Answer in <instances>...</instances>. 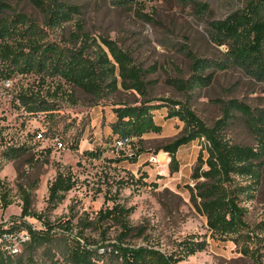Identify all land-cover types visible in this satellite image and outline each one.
I'll return each instance as SVG.
<instances>
[{
	"label": "rangeland",
	"instance_id": "rangeland-1",
	"mask_svg": "<svg viewBox=\"0 0 264 264\" xmlns=\"http://www.w3.org/2000/svg\"><path fill=\"white\" fill-rule=\"evenodd\" d=\"M34 1L0 0V10L5 9L0 14V227L21 219V187H26L32 190V209L43 220H72L71 232L57 228L38 247V264H73L67 234L79 237L80 231L86 237L82 243L94 250L95 264H122L112 252L114 244L149 246L177 257L191 239L204 241L205 248L176 264H264V145L255 121L264 108V80L227 55L229 43L214 41L210 23L242 10L250 0H61L75 8L62 26H50ZM20 21L43 30L45 41L56 45L55 55L64 57L87 35L116 62L111 46L103 43L108 39L146 71L149 95L123 86L119 65L118 89L102 98L60 76L13 64L14 59L5 63L2 54L14 45ZM194 57L208 63L195 71L196 77ZM33 93L50 107L33 104ZM148 100L151 108L135 109ZM240 102L250 107L251 116L237 108ZM182 104L210 126L219 122L231 143L262 152L256 160L259 176H236L247 224L232 234L209 229L189 189L196 183L192 174L201 151L207 154L204 138L179 148L176 171L163 149L185 135V123L173 114ZM117 107L123 109L117 112ZM12 148L20 154L9 158ZM59 170L70 172L76 185L50 207L49 187ZM5 197L12 201L7 207ZM116 203L131 209L133 231L124 241L123 228L100 214ZM27 220L42 226L40 219Z\"/></svg>",
	"mask_w": 264,
	"mask_h": 264
},
{
	"label": "trees",
	"instance_id": "trees-1",
	"mask_svg": "<svg viewBox=\"0 0 264 264\" xmlns=\"http://www.w3.org/2000/svg\"><path fill=\"white\" fill-rule=\"evenodd\" d=\"M34 3L45 12L50 26H62L69 22L70 14L75 10V8H67L61 0H35ZM1 4L3 5V3ZM205 8L207 9L208 6ZM1 11H5V9H1L0 14ZM210 23L215 36L214 41L217 44L229 43L227 55L230 58H235L242 65H248L246 68L249 70L247 71L264 80V1L250 0L242 10L230 14L225 19L213 20ZM26 24L24 21L21 22L22 28H19L15 36L11 38L18 49H14L15 46L10 45L5 50L6 54H2V57H5L3 58L5 63H8L9 59H14L13 64L23 63L37 74L60 76L66 83L80 86L87 92L102 98H107L118 89L119 80L115 65H119L123 78L122 85L129 89H135L143 95H149L146 71L135 63L128 51L120 49L108 39L103 40V43L111 46L116 62L111 61L106 52L96 49L99 42L91 41L87 35L82 39L79 48H71L73 52L69 50V56L64 57L61 54L55 55L56 45L45 41L46 34L43 30L37 29V26L32 24ZM90 52L95 53V56L92 57ZM11 56L13 57L10 58ZM15 56L17 57L14 58ZM204 61L202 58H193L192 67L195 77L197 76L195 71L208 64ZM34 94L32 97L29 96L33 104L37 102V105L43 106L44 110L50 107V102L38 100ZM150 102L151 100H148L135 109L151 108ZM236 102L233 100L231 103ZM238 105L240 106L237 108L242 112L249 115L252 113L248 105L241 102ZM181 107L182 110H174L173 114L185 123V135L165 145L163 149L171 156V167L176 171L179 169L177 156L179 148L187 141L204 138L207 154L205 156L201 151L198 164L192 174L196 183L194 186H189V189L197 207L207 216L209 229L220 235L232 234L247 224V208L241 204L242 186L237 183L236 176H259L260 165L256 160L260 158L262 152L255 147L231 143L222 135L220 131L222 127L219 122L210 126L187 104H182ZM115 109L119 112L123 107ZM255 121L259 126V141L264 145V108L259 110V116L255 118ZM19 154L20 149L18 148H12L6 152L9 158ZM75 185L76 181L70 172L59 170L49 187L50 207H57L65 198V193ZM21 192L24 200L21 219L8 227H0V236L6 232L27 229L31 234V240L23 244L19 254H11L0 243V264H38L34 260V254L38 247L52 238L53 233H57L53 232L55 229L63 228V231H72V220L66 222L43 220V215L32 209V190L21 187ZM5 201L6 207L12 203L11 199L7 197H5ZM130 211V208L120 203H116L105 211H100L102 220L111 219L123 228L125 235L121 238L122 241L125 240L126 235L133 231V227L128 221ZM28 216L42 220V227L35 228L27 220ZM262 228L264 230V224ZM67 235L70 238L67 244V256L70 262L73 264H95L94 250L89 245L82 243L83 239H86L84 232L80 231L79 237L72 233ZM114 246L115 250L112 252L121 260L122 264H176L203 250L206 244L204 241L186 240L183 243V251L177 257L144 245L132 246L118 243ZM258 257L255 255L256 260ZM255 264L262 263L257 261Z\"/></svg>",
	"mask_w": 264,
	"mask_h": 264
},
{
	"label": "built area",
	"instance_id": "built-area-1",
	"mask_svg": "<svg viewBox=\"0 0 264 264\" xmlns=\"http://www.w3.org/2000/svg\"><path fill=\"white\" fill-rule=\"evenodd\" d=\"M42 136V134H40ZM35 228H41L39 226H35L32 222H30ZM8 227V226H2ZM31 240V234L27 229L14 231V232H6L2 236H0V243H2L5 248L11 254H19L22 250V246L24 243L29 242Z\"/></svg>",
	"mask_w": 264,
	"mask_h": 264
}]
</instances>
